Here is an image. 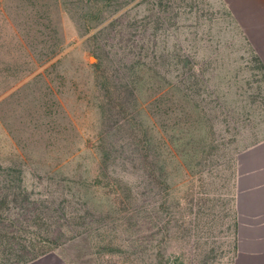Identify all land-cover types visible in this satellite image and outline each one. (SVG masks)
<instances>
[{
	"label": "trees",
	"instance_id": "1",
	"mask_svg": "<svg viewBox=\"0 0 264 264\" xmlns=\"http://www.w3.org/2000/svg\"><path fill=\"white\" fill-rule=\"evenodd\" d=\"M6 1L0 0V7ZM17 1L23 10H32V28L42 37V44L50 47L46 62L52 60L63 44L62 32L52 17L53 0ZM135 1L64 2L66 11L86 32L97 30L95 52L100 63L96 66L102 69L99 75L106 95H116L108 98L113 102L116 98L111 117L117 116V122L96 138L93 150L99 160L93 179L62 184L70 196L58 191L55 199L35 198L24 169L0 163V264H29L78 240L96 256L98 264H211L219 260L234 264L237 161L230 176L225 169L211 172L210 157L219 147L215 143L208 146L205 138L201 143L187 139L197 126L193 109L201 107L194 96L208 91L209 67H199L201 61L193 56L158 48L159 31L177 24L165 0H159L153 20L131 15L128 8ZM150 29L155 33L147 37ZM250 53L252 69L264 72L261 57L252 48ZM173 60L176 70L182 72L180 90L185 96L180 102L185 103H180L173 126L179 133L171 142L162 136L152 116L161 115L170 102L171 90L163 84L168 77L160 68L164 61L173 64ZM147 84L154 101L150 107H157L150 115L139 97ZM201 120L203 127L210 118L205 115L199 123ZM211 173L212 177H205ZM178 180L186 187L175 195ZM90 193L95 195L89 197ZM176 241L185 250L168 253L169 243Z\"/></svg>",
	"mask_w": 264,
	"mask_h": 264
},
{
	"label": "rangeland",
	"instance_id": "2",
	"mask_svg": "<svg viewBox=\"0 0 264 264\" xmlns=\"http://www.w3.org/2000/svg\"><path fill=\"white\" fill-rule=\"evenodd\" d=\"M65 1L52 3V17L62 32L63 44L60 54L47 62L50 47L42 44V37L32 28V10H23L17 0H8L0 7V163L20 165L28 188L39 199H55L58 191L69 195L63 186L69 180L91 181L99 160L93 150L96 138L109 132L108 128L117 122V116L111 117L116 98L114 102L108 98L116 95H106L99 75L102 69L96 66L100 63L95 52L97 30L86 32L66 11ZM158 2L137 0L128 9L137 19L147 16L153 20ZM192 2L198 5L193 6ZM165 3L177 24L159 31L158 48L164 53L193 56L201 61L199 67H209L208 91L194 96L201 107L193 109L197 126L187 139L201 143L205 138L208 146L215 143L219 149L210 157V170L225 169L224 173L230 176L239 153L264 138V72L252 69L250 48L240 37L230 10L220 0ZM153 33L150 29L146 36ZM153 43L151 40V46ZM163 63L165 66L160 69L168 77L163 84L171 90L170 102L164 105L161 115L152 117L162 136L171 141L179 133L173 126L185 95L180 90L182 72L176 70L175 60L173 64ZM109 68L113 73L110 64ZM149 86L140 90L139 97L140 103L150 109V115L157 107H150L154 101ZM205 115L210 120L203 122L202 127L199 120H205ZM145 117L150 121L147 111ZM119 172L122 173L120 168ZM209 176L212 173L205 177ZM180 182L174 183L175 195L186 187H181ZM93 195L90 193L89 197ZM169 244L168 253L185 250L181 241ZM84 246L82 240L73 241L57 252L70 256L76 264H98L96 256ZM211 264L229 263L219 260Z\"/></svg>",
	"mask_w": 264,
	"mask_h": 264
},
{
	"label": "crops",
	"instance_id": "3",
	"mask_svg": "<svg viewBox=\"0 0 264 264\" xmlns=\"http://www.w3.org/2000/svg\"><path fill=\"white\" fill-rule=\"evenodd\" d=\"M232 13L248 47L264 62V0H220ZM235 212L237 252L234 264H264V138L237 158ZM29 264H76L68 255L49 253Z\"/></svg>",
	"mask_w": 264,
	"mask_h": 264
},
{
	"label": "bare ground",
	"instance_id": "4",
	"mask_svg": "<svg viewBox=\"0 0 264 264\" xmlns=\"http://www.w3.org/2000/svg\"><path fill=\"white\" fill-rule=\"evenodd\" d=\"M92 60H95V57L94 56H92Z\"/></svg>",
	"mask_w": 264,
	"mask_h": 264
}]
</instances>
